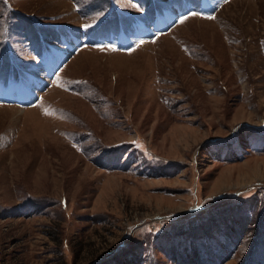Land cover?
<instances>
[{"label":"rangeland","instance_id":"obj_1","mask_svg":"<svg viewBox=\"0 0 264 264\" xmlns=\"http://www.w3.org/2000/svg\"><path fill=\"white\" fill-rule=\"evenodd\" d=\"M0 264H264V0H0Z\"/></svg>","mask_w":264,"mask_h":264},{"label":"bare ground","instance_id":"obj_2","mask_svg":"<svg viewBox=\"0 0 264 264\" xmlns=\"http://www.w3.org/2000/svg\"><path fill=\"white\" fill-rule=\"evenodd\" d=\"M141 31L143 34L147 35L150 32V27L143 25V27L141 28Z\"/></svg>","mask_w":264,"mask_h":264}]
</instances>
